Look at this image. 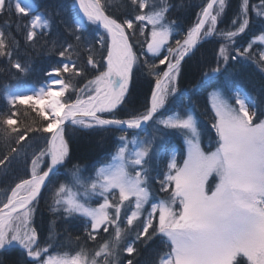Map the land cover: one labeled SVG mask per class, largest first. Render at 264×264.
<instances>
[{
	"label": "snow or ice",
	"instance_id": "1",
	"mask_svg": "<svg viewBox=\"0 0 264 264\" xmlns=\"http://www.w3.org/2000/svg\"><path fill=\"white\" fill-rule=\"evenodd\" d=\"M228 7V0H124L113 12L108 0H70L41 10L37 0H0V24L22 37L12 51L0 32L10 74H30L34 57H59L41 69L39 88L5 89L0 174L13 165L22 174L0 199V264H264V107L236 79L255 41L235 43L253 23L252 7L264 23V0H239L220 29ZM174 11L180 15L170 20ZM217 36L206 57L200 49ZM258 65L264 73V48ZM138 85L147 86L144 100L133 105ZM183 98L186 115L173 110ZM28 112L32 123L20 127ZM110 132L119 133L118 147L96 168L101 159L85 155L79 137L95 135L94 151ZM62 169L82 192L61 182ZM42 196L56 217L47 236L35 225ZM93 198L96 207L88 206ZM81 218L76 245L105 237L91 261L84 249L64 251L65 238L73 240L67 227L54 230Z\"/></svg>",
	"mask_w": 264,
	"mask_h": 264
},
{
	"label": "trees",
	"instance_id": "2",
	"mask_svg": "<svg viewBox=\"0 0 264 264\" xmlns=\"http://www.w3.org/2000/svg\"><path fill=\"white\" fill-rule=\"evenodd\" d=\"M175 4H181L182 0H172ZM201 0H183L184 4H190L192 6H195L196 4H199ZM206 2V0H205ZM239 0H228L229 7L223 17V23L219 25L220 29H224L230 22V20L234 17L236 11H237V4ZM37 3L41 5V10H44V8L48 5H52V8L50 10H55V5L57 3H65L70 4V0H37ZM124 0H118L117 2L113 3V6H110L113 12H117L123 5ZM250 4L252 6H257L260 4V0H250ZM199 9H196L198 11ZM259 9L257 7H252L250 9V14L252 16L253 23L250 25L248 31L246 34L237 37L235 39V43L237 46L244 44L246 45L252 40H256V37L259 35H264V23L261 22V18L257 16V12ZM177 15H180L177 12H173L169 19L175 20ZM184 16H187V13L183 14ZM15 26L13 25L12 28H7L2 26L0 24V32L4 33V36L2 37L6 44H8L12 51H15L16 44L18 42L22 41V37L17 35L15 39H13V32H14ZM220 37H214L212 38L211 42L205 43L203 47L200 49V52L203 53L206 57H210L212 54L213 49H217L219 47V44L216 43V41L220 40ZM231 43V42H227ZM263 48L262 44H259L255 42L253 44V58H250L244 65L243 69L240 71V74L236 77L238 84H243L246 88V91L249 96L253 98V100L257 103L258 107H264V96H262L261 90L264 88V73L261 72L260 67L258 65V57L259 52ZM22 52V50H21ZM200 53H198L199 56ZM16 57L13 56L12 59H15ZM21 59H24L23 55L20 57ZM75 59V56L73 57ZM58 56H52L49 57L47 55L43 57H34V69L30 74L27 75H20L15 76L10 74L9 72V65H8V58L7 57H0V111H3L6 106V99L4 97L7 88L8 90H11L15 87L21 86V85H27V84H36L40 85L42 81L41 76V69L47 68L52 63H54L56 60H58ZM237 68H240L239 65H237ZM15 69H12L11 72L15 73ZM195 82V81H193ZM184 85L182 84V87ZM146 85H138L136 91L133 94V97L131 98V103L133 105L136 104H142L144 100V93L146 89ZM188 87H191V83L188 84ZM194 100L198 102V105L200 108L203 107L204 99H203V93H198L196 97H194ZM187 105L188 101L187 98H183V103L179 104L178 106H175L173 108L176 112H185L187 111ZM26 106H20L21 112L24 113V109ZM210 107V102H209ZM35 114L28 112L22 115L21 122L19 123L20 127H24L28 124L32 123V118ZM201 122L205 126V129L208 128V121L201 116ZM142 134V133H141ZM140 134V135H141ZM108 138V142L105 145L104 148L90 150L92 148V145L94 144V141L97 139L95 135H89V134H81L79 137V143L81 145L82 151L85 155H87L90 159H96L99 157L101 159L100 164H96L95 167L99 168L102 165L108 163L111 160L112 155L115 154V151L118 147V145L113 144L112 141L119 135V133L116 132H110L104 134ZM134 136V134L129 133L128 136ZM214 136V133H213ZM181 143H183V140L181 139ZM4 150V143L2 140H0V151ZM22 171L19 166L13 165V169L11 172H9L7 175L0 174V191L8 188L10 190L11 186H14L15 177L18 175H21ZM89 174L94 175V170L90 169L88 173H84L83 175L87 177ZM60 180L61 182H64L69 188L71 185L74 184L73 179L71 176L65 177L64 176V170H61L60 174ZM48 194L45 193V196ZM51 203V201H49ZM96 203V202H95ZM97 204V203H96ZM56 219L46 208L45 205V198L42 196L40 202H39V209L35 216V225L39 230L43 232L44 236L48 235V228L50 221ZM82 221L83 218L73 221L72 223L65 226L61 222H57L55 225L56 231L63 232L64 228L67 227L68 231L71 233L73 240L72 242H69L67 238H65V249L64 251H69L70 254H74L77 251H80L81 249H84L88 254L92 253L96 249H98L99 244H102L104 242V239L101 237V239L98 241L96 245H93L92 241L89 240L87 244H85L83 241L79 244H75V237L78 235H81L83 232L82 227ZM43 243V241H42ZM155 247V246H154ZM53 254H63L62 252H56L54 251ZM16 253H13V256H15ZM151 255L149 253H145V259H150Z\"/></svg>",
	"mask_w": 264,
	"mask_h": 264
},
{
	"label": "rangeland",
	"instance_id": "3",
	"mask_svg": "<svg viewBox=\"0 0 264 264\" xmlns=\"http://www.w3.org/2000/svg\"><path fill=\"white\" fill-rule=\"evenodd\" d=\"M118 0H108V3H109V5L110 6H113V3L114 2H117ZM255 42H257V43H259V44H262L263 45V48H264V43H262V42H260V41H258V40H254ZM41 86V84L40 85H36V84H27V85H21V86H18V87H15V88H13V89H11V90H23V91H31L33 88H39ZM235 92H233L232 93V95L233 96H235ZM6 96V93H5V95H4V97ZM255 102V101H254ZM179 113H181L182 115H186L187 114V111L185 110V112H179ZM205 127V126H204ZM145 134L144 133H142L141 134V136H144ZM134 139V136L132 135V136H128V140L130 141V143L128 144V148L130 149V150H134L135 149V145L134 144H132L131 143V141ZM137 139H138V137H137ZM211 141L209 140V138L206 136L205 137V148L207 149V145L210 143ZM111 162V160L108 162V163H110ZM107 164V163H106ZM105 165V164H104ZM104 165H102V166H104ZM74 182V181H73ZM69 190H70V192L71 193H73V194H75V193H77V192H82L83 191V189L82 188H79V186L78 185H76L75 184V182H74V184L73 185H71L69 188H68ZM5 193H7V194H10V190H8V188H5V189H3V190H1L0 191V199H3L4 197H5ZM68 195V193H66L65 194V196H67ZM81 199L83 200V197H81ZM96 200H95V198H93L92 200H90V201H88V206H91V207H96V206H98L96 203ZM103 239L105 238L103 235L101 236ZM99 248V247H98ZM96 250H98V249H96ZM95 250V251H96ZM95 251H93L92 253H89V255L86 257L89 261H91V259H92V256L94 255V253H95ZM101 264H103V260H101Z\"/></svg>",
	"mask_w": 264,
	"mask_h": 264
}]
</instances>
